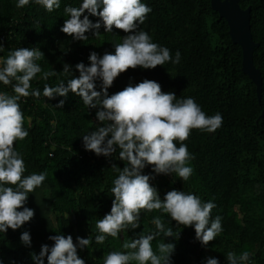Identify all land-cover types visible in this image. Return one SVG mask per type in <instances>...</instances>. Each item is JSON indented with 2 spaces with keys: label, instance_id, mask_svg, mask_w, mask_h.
Instances as JSON below:
<instances>
[{
  "label": "trees",
  "instance_id": "trees-1",
  "mask_svg": "<svg viewBox=\"0 0 264 264\" xmlns=\"http://www.w3.org/2000/svg\"><path fill=\"white\" fill-rule=\"evenodd\" d=\"M17 3L0 0V61L19 47L44 54L36 61L41 73L30 81V91L39 89L41 96L19 100L28 136L15 141V150L24 160L25 176L46 173V178L28 194L24 205L34 210V217L17 230L0 232V264H36L32 254L38 255L43 244L51 246L54 242L48 237L56 234L71 235L74 242L77 237L88 238L87 247H78V256L85 264H104L108 253L130 251L123 249L125 242L155 233V217L161 218L165 228H172L174 235L178 233V238L161 235L151 242L154 251L162 241L175 245L171 264H206L213 257L218 264H228L230 251L237 256L248 251L252 255L247 264H264V0H239L242 7L250 6V28L258 43L253 62L262 78L259 98L254 81L242 69L241 47L232 41L226 19L210 0H141L151 11L138 30L168 48L173 59L179 51L180 60L152 69L130 68L108 88L111 95L145 79L154 80L162 91L175 93L177 100L193 98L206 115L222 116L215 131L192 129L183 141L191 155L187 166L193 169L186 181L176 173L156 174L151 165L142 170L150 175L149 182L161 199L175 189L215 204L211 218H221L222 231L208 245L195 238L194 227L176 223L163 210H141L137 228L129 226L117 238L107 236L102 244L95 241L101 234L96 222L110 212L113 181L127 161L119 159V148L109 157L85 150L82 136L101 126L95 117L97 109H87L71 91L66 97H44L43 87L66 84L79 75L77 63L88 66L91 52H114V45L126 33L115 27L104 32L101 21L98 35L89 30L86 40H74L61 31L68 18L64 9L79 7L82 0H60L51 12L34 0L22 8ZM83 15L93 23L99 20L87 11ZM64 64L71 66L72 74L63 72ZM53 70L55 75L42 79L44 72ZM100 86L97 80V91ZM0 92L14 94L12 86L2 82ZM60 100L64 104L57 108ZM180 143L176 141L177 147ZM25 231L30 234V245L20 240Z\"/></svg>",
  "mask_w": 264,
  "mask_h": 264
},
{
  "label": "clouds",
  "instance_id": "clouds-1",
  "mask_svg": "<svg viewBox=\"0 0 264 264\" xmlns=\"http://www.w3.org/2000/svg\"><path fill=\"white\" fill-rule=\"evenodd\" d=\"M30 0H18L17 7L28 5ZM51 12L60 6V0H34ZM68 18L64 20L61 31L74 40H86L85 33L93 30L98 35L103 24L104 32H111L113 27L122 30L121 43L114 45V52L98 55L89 54L90 64L83 62L75 65L78 76H72L56 86L45 84L43 96L49 99L56 95L66 97L69 91L80 97L87 109H97L96 121L99 126L95 131L82 136L85 150L97 156H112L119 148V159L127 164L119 170L111 188V209L96 222L99 235L95 241L102 244L107 236L117 238L121 230L129 226H139L141 210H163L173 221L184 227L192 226L195 238L202 245H208L222 231L221 218H211L215 207L213 202L202 203L201 199L191 193L170 190L161 199L157 188L149 181L150 175L142 174L146 165H151L156 174L176 173L181 180H187L193 169L187 166L191 155L183 143L192 129L215 131L222 124V116L217 113L206 115L193 98L177 100L173 92H164L160 84L145 79L135 86L128 85L123 90L108 94L116 77L128 69L138 66L152 69L163 66L166 62L178 63L179 51L175 59L166 47L153 43L149 34L138 30L151 8L141 0H82L79 7H65ZM99 17L93 23L88 15ZM3 44H0V49ZM44 56L43 52L28 47H19L0 61V82L11 85L12 95L0 92V232L9 228L17 230L35 215L34 210L24 206L28 194L34 192L46 178V173H32L25 176V163L20 153L15 150V141L24 140L28 131L24 128V114L19 100L29 96L39 98L41 91L31 89L30 81L42 69L36 63ZM64 73H71V66L64 64ZM55 75V70L44 72L42 79ZM101 81L100 90H96V81ZM64 100L56 107L62 108ZM176 141H180L177 147ZM115 167V165H113ZM22 209V210H20ZM157 231L138 236L122 247L130 251H112L107 254L104 264H171L173 243L160 242L158 251H154L151 242L156 236L174 235L172 228H165L161 218H153ZM54 243L41 245L38 255L32 254L36 264H85L78 256L77 249L87 247L88 238L56 234L48 237ZM20 240L25 245L31 244L29 232L21 233ZM252 254L243 251L237 256L228 252V264H247ZM206 264H218L216 258H207Z\"/></svg>",
  "mask_w": 264,
  "mask_h": 264
},
{
  "label": "water",
  "instance_id": "water-1",
  "mask_svg": "<svg viewBox=\"0 0 264 264\" xmlns=\"http://www.w3.org/2000/svg\"><path fill=\"white\" fill-rule=\"evenodd\" d=\"M210 3L226 19L232 41L240 45L242 69L254 81L259 98L262 78L259 68L253 62V50L258 43L253 39L250 28V6L242 7L239 0H210Z\"/></svg>",
  "mask_w": 264,
  "mask_h": 264
},
{
  "label": "built area",
  "instance_id": "built-area-1",
  "mask_svg": "<svg viewBox=\"0 0 264 264\" xmlns=\"http://www.w3.org/2000/svg\"><path fill=\"white\" fill-rule=\"evenodd\" d=\"M3 65H2V63H0V67H2Z\"/></svg>",
  "mask_w": 264,
  "mask_h": 264
}]
</instances>
